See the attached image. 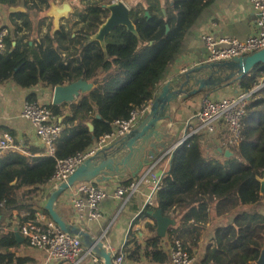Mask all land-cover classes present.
I'll list each match as a JSON object with an SVG mask.
<instances>
[{
	"label": "trees",
	"instance_id": "16d2710c",
	"mask_svg": "<svg viewBox=\"0 0 264 264\" xmlns=\"http://www.w3.org/2000/svg\"><path fill=\"white\" fill-rule=\"evenodd\" d=\"M27 1L36 9H49L51 5V0H41L39 4ZM210 1L146 0V7L131 11L139 37L124 26L115 28L106 39L107 59L99 42L88 41L108 18L106 6L113 0H81L83 8L56 31L50 24L37 47L25 42L30 34L20 36L32 30L31 16L23 12L11 14L21 25L14 23L16 28L9 30L6 49L0 51V83L11 80L24 89L42 84L54 91L57 86L84 80L96 87L76 103L46 105L58 118L68 114L61 124L54 156L27 157L10 152L0 157V214L20 207L33 214L32 199L44 197L41 192L55 173L57 159L86 151L101 135L112 132L115 122L127 118L131 110L143 112L154 101L165 84L164 73ZM20 4L22 0H0L1 6ZM118 63H125L129 71L124 78L113 72ZM101 67L104 72L99 74ZM263 83L264 64H258L242 80L226 88L236 84L237 96ZM242 133L245 141L238 146L227 145V134L219 141L218 136L197 133L165 159L169 164L156 193L157 204L164 215L178 211L180 219L176 227L169 229L166 239L170 246L180 239L192 258L212 209L217 215H225L264 200V88L246 109ZM225 150H230L232 156L226 157ZM154 210L147 206L144 212ZM17 220L21 223L26 219L18 215ZM146 228L149 236L128 240L126 258L133 264H169L165 238L157 234L155 224L147 223ZM214 241L201 264H258L264 253V213L239 212L231 225L216 229ZM20 246L15 233L0 234V249ZM25 263L18 255L0 254V264Z\"/></svg>",
	"mask_w": 264,
	"mask_h": 264
},
{
	"label": "crops",
	"instance_id": "0c3cea01",
	"mask_svg": "<svg viewBox=\"0 0 264 264\" xmlns=\"http://www.w3.org/2000/svg\"><path fill=\"white\" fill-rule=\"evenodd\" d=\"M34 1L39 4L41 0ZM117 1L124 2L131 11L142 8L143 6L146 7V0H113V2ZM162 1L165 3L167 0ZM65 2L70 3L72 13L67 18H62L57 21L56 18L51 15L52 9L61 6ZM18 7H22L24 9L23 13L31 16L32 30L20 34V36L30 34V37L25 40V42L28 41L31 47H37L40 44L41 38L50 24H53V29L56 31L60 29L62 25H66L68 19L78 10L83 8L81 0H51L49 9L42 7L36 9L33 3L28 2L27 0H22V4ZM10 8L11 7L0 5V26L8 27L9 30H14L16 28L14 23L16 22L21 25V21L18 20L17 17H14V15H11L13 12L10 11ZM206 32L213 34L215 37H236L240 39H246L255 35L257 32L256 16L251 0H211L197 19L196 23L188 31L179 53L163 75V83H167L192 69L204 65H211L207 63V49L202 39V36ZM16 45V42H14L13 46L15 47ZM213 71H215V69L210 68L207 77H210ZM113 72L123 78L129 73L125 63H118L113 69ZM90 84H92L91 89L93 90L96 87V84ZM226 86L215 88L214 90L207 89L198 95L181 97L173 102L170 109L171 118L164 121L160 132L156 133L155 137L159 139H154L156 140L153 141L156 142L154 143V147L147 146L145 153H143L142 140L139 139L132 144L137 148V151L142 152V156L144 159L148 160L150 164L147 165L136 177L129 174L124 180L113 179L111 182L104 183L109 192V196L101 204V218L91 223L88 232H90L94 239L102 238L107 249L110 247L114 249L115 252L108 249L112 257L114 253H124V249L130 238L138 236L139 240H141L142 236H149L150 233L146 228L147 223L155 224L157 234L161 236L158 229V223L150 214L151 211L144 212L145 208L149 206L148 198L155 185L154 181L148 179L147 182L142 185L139 192L129 201H123L114 197L113 194L115 188L123 181H135L142 177L152 164L162 158L163 152L162 149H159L161 145H167L168 149L165 152H168L170 149L181 143L189 132L198 125L196 115L200 111L202 101L207 95L212 99L219 100L223 97H233L238 94L239 90L237 89L238 87L236 84L227 88ZM54 91L42 84H38L33 88L24 89L11 80L0 83V144L5 141L6 134H10L14 140V144L11 147L2 150L0 157L10 152L20 153L27 157L47 156L45 154L44 143L36 135L32 123L24 118L22 113L27 101H37L45 105L53 104ZM88 93L89 92L82 93L81 97ZM81 97L76 98L72 103L78 102ZM72 103H69V105ZM152 103L153 102L150 103L151 105L148 113L142 116L139 124L129 133V135L132 136L134 134L133 132L138 130L141 126L151 110ZM55 118L56 122L61 125L62 122H65L68 119V114L59 118L55 116ZM219 129L222 130L221 126ZM122 139L116 141L114 144L119 143ZM114 144L110 146H113ZM152 152L156 153L155 156H153ZM213 154L217 157L220 156V154H217L215 151H213ZM168 164L169 161L166 163L165 160H162L156 168L155 173L158 176H164V171H166ZM53 188L54 185L49 183L44 188V193L41 192V197L42 195L44 197L40 200L38 198L32 199L34 196L33 194L30 196V199L33 200V208L35 210H44L46 199ZM153 199L154 204L152 206L155 207L154 211H156L160 209L157 204L156 195ZM60 207L64 210V213L68 218L78 223L73 206L69 201L68 193L61 196ZM29 210L30 209H23L20 207L16 210H6L4 214H0V234L9 235L15 233L16 235L17 230L21 234L19 226L20 222H18L17 217L18 215L22 217L21 215ZM241 211L250 214L257 212L264 213V200L255 205L241 206L236 211L225 215H217L215 208L212 209L210 220L203 227L198 248L195 250L193 257L194 264H201V259L207 248L213 247L215 243L216 229L218 227L231 225L235 216ZM12 215H14V217H12ZM164 216L170 220V225L167 230L168 234L169 229L176 227L180 219L178 217V211H172L169 216ZM167 234L161 237L165 238L164 246L170 252L171 246L166 239ZM21 236L23 237L22 234ZM20 243L21 246L19 248L0 249V254L18 255L21 259L26 261L25 264H69L60 260H49L45 251L30 247L24 237L23 241ZM94 257H96V255L93 253L92 257L88 256L79 264H99L93 261ZM125 259L126 264H133L126 258V256ZM142 264H145V261H143Z\"/></svg>",
	"mask_w": 264,
	"mask_h": 264
},
{
	"label": "built area",
	"instance_id": "2783aa9c",
	"mask_svg": "<svg viewBox=\"0 0 264 264\" xmlns=\"http://www.w3.org/2000/svg\"><path fill=\"white\" fill-rule=\"evenodd\" d=\"M251 3L255 9L256 34L246 39H240L236 37H215L213 34L206 32L202 39L207 49V63L231 61L264 49V0H251ZM9 34V29L0 26V51L6 49V39ZM257 88L251 91H244L237 96L223 97L219 100L212 99L207 95L203 99L201 109L196 115L198 125L179 145L197 133L218 136L217 140L220 141L222 140V135L226 132V141L229 146H238L245 141L242 133V120L248 105L257 94ZM150 105L149 103L143 112L137 109L131 110L127 118L115 122V128L112 132L101 135L86 151L68 158L57 159L55 173L49 183L55 187L67 181L87 159L130 133L139 124L142 116L148 113ZM22 116L32 123L36 135L45 145V154L54 156L56 153L55 144L63 128L56 122L51 110L43 103L27 101ZM220 126L222 130L219 129ZM13 141V137L10 134L5 135V141L0 144V156L2 150L8 149L14 144ZM176 147L165 152L162 158L152 164L149 170L139 179L119 183L115 188L114 197L129 201L139 192L142 185L150 179L155 183L148 198L149 206H152L154 204L153 197L163 183V176H158L155 170L162 160L171 157ZM67 193L69 194V201L75 211L78 224L83 230L88 231L91 223L101 218V204L109 196L106 185L95 182L80 183L70 188ZM21 216L22 219L26 220L19 223L20 232L27 244L34 249L45 251L49 260L79 264L88 256H93L91 249L84 247L80 239L73 238L65 233L45 210H35L33 214L27 211ZM108 249L115 252L111 247ZM93 261L104 264L97 256L93 258ZM113 262L114 264H126L125 254L114 253ZM170 263L194 264V259L187 253L180 239H176L170 247Z\"/></svg>",
	"mask_w": 264,
	"mask_h": 264
},
{
	"label": "water",
	"instance_id": "95a60500",
	"mask_svg": "<svg viewBox=\"0 0 264 264\" xmlns=\"http://www.w3.org/2000/svg\"><path fill=\"white\" fill-rule=\"evenodd\" d=\"M106 7L109 11V16L99 27L96 34L90 37L88 43L99 42L107 59L106 39L115 28L124 26L138 37L139 33L131 18V9L124 2H113ZM10 11L16 13L23 12L24 9L22 7H11ZM71 13L72 7L70 3L65 2L61 6L54 7L51 15L59 21L62 18H67ZM258 64H264V49L231 61L204 65L192 69L165 83L156 94L151 110L138 130L133 132L132 136L128 133L119 143L104 148L96 155L87 159L67 181L55 186L46 199L44 205L45 212L50 215L51 219L65 233L73 238L80 239L84 247L91 249L104 264H114L113 257L106 248L102 238L94 239L90 232L83 230L78 223L65 215L64 210L60 207L61 196L66 194L70 188L80 183L95 182L101 184L111 182L113 179L124 180L129 174L136 177L150 163L144 159L142 152L137 151V148L132 144L139 139L142 140L143 153H145L147 146L154 147V143L156 142L153 141L157 139L155 137L156 133L160 132L164 121L171 118L170 109L173 102L181 97L195 96L207 89L214 90L220 86H226L233 81L242 80ZM210 68L215 69V71L212 72L210 77H207ZM103 71L104 68L101 67L98 73L101 74ZM91 87L92 84L84 80H79L68 86H57L54 91L53 105L58 106L72 103L76 98L81 97L82 93L90 92L92 90ZM263 88L262 86L258 87L256 93ZM88 126L90 131L94 132V126L91 123ZM159 149H162V154H164L168 146L161 145ZM219 151L223 152V149L219 148ZM152 154L155 156L156 153L152 152ZM225 155L226 157H230L232 156V152L225 150ZM150 214L158 223L160 235L165 236L170 225V220L164 216L161 208L151 211ZM16 237L20 242L23 241V237L18 230L16 231ZM258 264H264V253L259 259Z\"/></svg>",
	"mask_w": 264,
	"mask_h": 264
},
{
	"label": "rangeland",
	"instance_id": "374dc122",
	"mask_svg": "<svg viewBox=\"0 0 264 264\" xmlns=\"http://www.w3.org/2000/svg\"><path fill=\"white\" fill-rule=\"evenodd\" d=\"M260 86H264V83L263 84H261ZM260 86H258V87H260ZM224 134H227L226 132H224Z\"/></svg>",
	"mask_w": 264,
	"mask_h": 264
}]
</instances>
